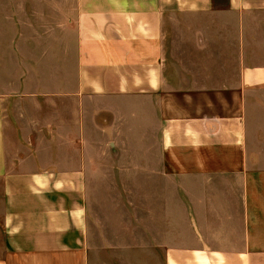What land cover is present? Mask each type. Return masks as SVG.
Instances as JSON below:
<instances>
[{"label":"crops","instance_id":"crops-1","mask_svg":"<svg viewBox=\"0 0 264 264\" xmlns=\"http://www.w3.org/2000/svg\"><path fill=\"white\" fill-rule=\"evenodd\" d=\"M0 264H264V0H0Z\"/></svg>","mask_w":264,"mask_h":264}]
</instances>
